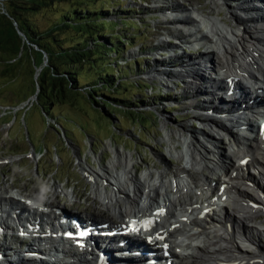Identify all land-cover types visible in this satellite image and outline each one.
I'll return each mask as SVG.
<instances>
[{"label":"bare ground","instance_id":"6f19581e","mask_svg":"<svg viewBox=\"0 0 264 264\" xmlns=\"http://www.w3.org/2000/svg\"><path fill=\"white\" fill-rule=\"evenodd\" d=\"M207 1L209 8H201L206 3L190 8L175 4L178 1L170 4L171 15L177 13L171 23L182 25L170 34L185 44H201L203 48L205 41L209 43V52L181 59L178 55L179 61L173 66L156 63L148 74H176L186 78L181 99L208 130L191 129L186 124L170 130L166 135L170 140L167 151L179 163L175 167H149L142 175L138 174L141 166L133 165L129 151L109 146L112 157L108 164L99 158L98 170L81 167L91 186L85 199L91 200L97 214L67 213L71 219L87 222L95 237L101 231L123 230L122 226L126 225L137 228L139 236L149 240L142 242L137 237L124 238L115 233L102 235L91 246L93 237L56 239L53 228L47 231L48 228L41 227L37 215L38 212L41 217L47 216L43 209H49L47 212L53 214L49 217L52 227L55 222H61L56 216L61 212L54 203V194L23 193L31 207L23 210L24 205L18 200L6 198L21 195L20 190L13 191L3 185L0 186L1 219L7 215L2 211L3 205L14 214L23 210L28 221L39 230L24 244L11 236L10 242L15 244L12 249L2 240V264H98L101 252L104 255L101 260L106 264H151L149 260L157 262L164 257L175 264H264V246L260 241L264 229L258 228L264 225L259 224L264 214V189L255 198L246 197L247 188L256 184L250 178L253 171L249 168L257 169L255 172L264 181V138L258 130L245 138L239 134L225 137L226 124L243 123L241 119H232L248 110L237 77L259 84L260 79L253 76L257 72L264 79V8L250 7L254 0ZM213 75H223L227 81L214 83L209 79ZM219 90H224L223 94L231 91L234 96L226 100ZM252 121L255 122L253 118ZM252 121L247 120L248 124H241L240 129L250 130ZM259 123L255 122L257 126ZM221 142L224 150L216 149V144ZM30 155L36 159L33 150ZM57 187L51 190L54 192ZM78 242H84V246ZM237 242L246 243L250 249L238 247ZM32 249L44 251L35 253L38 263L25 258L35 255Z\"/></svg>","mask_w":264,"mask_h":264},{"label":"rangeland","instance_id":"374dc122","mask_svg":"<svg viewBox=\"0 0 264 264\" xmlns=\"http://www.w3.org/2000/svg\"><path fill=\"white\" fill-rule=\"evenodd\" d=\"M174 2L185 8L199 7L195 5L199 3H206L201 8H209L210 5L207 0H122L120 3V6H130L142 13L141 18L134 20L138 24L134 26L139 30H131L130 33L140 35V38L127 45L125 57L119 62L126 64L139 58L147 59L139 61L137 79L140 88L136 91L135 99L146 96L148 104L155 102L156 106L140 116L107 110L108 115L94 110L84 97L76 96L72 105H61L54 109L53 117L59 125L47 124L35 97L39 91L38 76L45 60L25 45L23 52L10 65L0 64V158H16L11 159L7 167H0V186H15L28 194L37 192L39 195H51L49 187L64 185L70 194L68 204L61 205L64 210L96 215L91 200L85 199L91 186L81 167L89 170L91 166L98 170L99 158L108 164L112 157L110 147L129 151L133 156V165L141 166L139 175L149 167H175L179 163L168 154L170 140L167 133L184 124L191 129L208 130V127L197 121L181 99L186 78L176 74L155 76L148 74L149 69L156 63L162 67L173 66L183 56L196 57L207 52L203 51L205 47L185 44L170 34V31L182 26L171 23L177 14L171 15L169 5ZM120 6L115 2L112 5L114 10ZM104 8L111 10V7ZM0 12L6 13L1 3ZM31 17L34 22L43 25L44 18L40 14ZM143 46H146L144 51ZM178 55H181L179 59L176 58ZM158 94L163 98H157ZM28 100L33 102L32 105L27 103ZM163 100L164 103L160 105L159 101ZM241 130L229 127L225 137L231 134L236 136ZM225 137L224 141L228 143ZM223 145L222 142L216 144V149L222 147L224 150ZM31 148L34 149L35 160L30 155ZM255 170L249 168L254 173L250 174V178L256 181V185L248 189V196L252 198L257 197L255 195L259 194V189H264V181ZM73 190L78 194L76 197L72 195ZM54 198L57 201V196ZM260 219L259 224H264V214ZM258 228L264 229V225ZM260 241L264 246V238H260ZM3 242L8 248H15V244L9 240ZM237 246L250 249L246 243L237 242Z\"/></svg>","mask_w":264,"mask_h":264},{"label":"trees","instance_id":"16d2710c","mask_svg":"<svg viewBox=\"0 0 264 264\" xmlns=\"http://www.w3.org/2000/svg\"><path fill=\"white\" fill-rule=\"evenodd\" d=\"M121 1L0 0L6 12H0V64L10 65L25 45L45 60L37 99L47 115L72 105L76 96L108 115L107 110L136 117L146 113L156 104H148L146 96L135 99L143 59L119 63L127 45L140 37L130 33L139 30L134 19L142 13L120 6ZM114 2L120 6L115 10ZM35 14L44 18L43 25L32 20Z\"/></svg>","mask_w":264,"mask_h":264}]
</instances>
